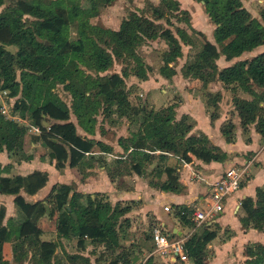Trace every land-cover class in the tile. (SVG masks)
Listing matches in <instances>:
<instances>
[{"label": "crops", "instance_id": "obj_1", "mask_svg": "<svg viewBox=\"0 0 264 264\" xmlns=\"http://www.w3.org/2000/svg\"><path fill=\"white\" fill-rule=\"evenodd\" d=\"M160 1L151 0L156 6ZM176 1L179 8L187 11L189 16V23L187 22L185 26L177 24V27L183 28L188 34L190 30L199 31L207 40L218 46L213 34L215 23L211 21L206 11L210 1ZM232 1L235 4L239 3L238 6L245 7L253 17L264 24L260 11L255 7V4L261 0ZM170 19L174 22L173 17ZM120 23L113 24L112 29H118ZM166 28L171 29L179 39L181 55L176 57V61H180L176 65L175 60L168 63L173 69L170 72L158 73L151 65V68L148 67L147 77L139 78L134 74L133 80L138 86L139 94H143L150 103H155L156 108L166 106L172 102L170 99L175 94L178 95L179 100L173 106L174 120H179L185 115L190 124L183 138L191 136L195 141V147L201 150L211 148L214 152L218 151L224 155L206 160L188 150V158H185L180 150L149 145L151 140L142 131V126L131 131L128 121L125 132L111 137L96 125L95 119L80 123L77 115L70 109V115L72 113L77 118L73 119L69 116L67 120L74 123L77 133L94 141L99 140L101 143L85 152L75 165L71 166L67 159L63 166L57 167L55 159L49 156L50 147L44 142L42 129L33 123L31 114L21 115L14 111L13 103L17 95L8 94V97H5L7 106L13 102L12 108L6 113L1 111L0 113L12 123V126L26 127L27 132L20 152L16 153L5 147L0 150L1 175H26L34 170L47 174L45 184L37 191L29 193L21 187L18 194H21L28 203L42 202L45 207V211L37 220L36 228L39 229L37 235L39 240L52 241L56 245L50 264H82L80 259H70L69 256L72 254L87 258L88 264H106L111 257H114L112 261L118 259L120 264L123 253L131 257L132 263L145 259L158 264L156 260L161 257V264H178V262L191 264L192 260L189 256L183 262L172 254H160L150 238L149 231L152 225L161 222L170 232L171 237L185 240L196 226L181 220L178 210L182 206L192 210L206 206L210 184L217 180L229 166L240 164L247 165L246 175L239 188L226 199L223 211L210 223V225L213 223L212 228L216 229V235L206 244L202 259L205 264H242L246 259L247 245L255 242L264 243V229L244 226L240 219L243 214L241 200L250 197L255 203L257 188L264 189V135L256 129L255 121L243 124L238 110L233 109V113H230L227 109L232 108L227 106L222 109L218 107L215 110L216 105L208 103L205 97L210 93L209 91L215 89L214 91L220 95L225 94L226 84L217 77L218 71L215 78L209 79L204 85L199 77H195L191 72L182 71L188 56L184 49H188L186 46L191 47V43L183 42L171 25L166 24ZM262 51H264V43L229 59L220 52L215 58V64L220 70L237 60H242L244 57H246L244 59L250 58ZM143 60L146 65L149 63ZM191 79L192 83L189 84ZM163 82H165L164 86H162ZM199 89H204L206 92ZM245 98L248 99V97ZM160 100L162 103H159ZM219 101L217 100V103ZM123 115L124 113L119 117ZM91 122L95 123L91 124ZM225 122L233 124L231 140L227 139L222 132ZM47 123L50 122L47 121ZM35 126H38L39 130H35ZM132 133L144 139V145L142 144L141 148H134L124 140ZM120 138H123V142L119 140ZM52 140L56 141L54 138ZM213 146L217 149L214 150ZM170 174L176 177L174 184L177 188L163 189L161 185L167 182ZM60 184L70 187L69 197L73 191H76L83 194L80 201H84L87 194H90L91 197L97 196L110 204L112 214L107 224L115 229L116 244L86 237L84 244L78 246L76 236H63L58 233L57 213L50 215L52 204L47 201V196L53 186ZM16 195L17 193L0 191V209L3 208V213L0 215V227L16 228L21 222L19 220L22 219L23 214L15 204ZM101 196H104V199ZM165 205L169 208L165 209ZM189 218L193 220L192 215ZM29 235L31 237L26 238L21 244L23 250L21 246L15 248L16 251L13 250V246L21 240L20 237L16 238L14 231L8 239L2 241V258L6 260L2 264H41L36 257V238L33 233ZM28 239L31 242L26 241Z\"/></svg>", "mask_w": 264, "mask_h": 264}, {"label": "trees", "instance_id": "obj_2", "mask_svg": "<svg viewBox=\"0 0 264 264\" xmlns=\"http://www.w3.org/2000/svg\"><path fill=\"white\" fill-rule=\"evenodd\" d=\"M208 1H210V5L206 11L211 21L215 23L213 34L218 46L207 40L201 32L192 30L203 37V43L196 52L194 59L190 60L189 63L203 66L204 69L196 68L191 73L195 77H199L204 85L209 79L215 78L218 71L217 77L225 84L237 81L255 96L256 92L252 91L250 82L264 88V51L256 53L250 58L238 60L220 70L215 64V58L221 52L229 59L264 43V24L258 18L253 17L245 7L236 6L232 1L227 0L222 3L218 0ZM162 3H165L166 8L170 11L181 10L176 0H161L159 5L150 7L158 18L165 16L159 8ZM1 4H3V0H0ZM25 15L33 16L34 19L28 23L24 19ZM260 15L264 21V8L260 10ZM68 25L64 0H11L7 6L0 10L1 86L9 89L10 95H17L13 109L19 110L21 115L31 114L33 123L40 126L41 133L45 137L44 142L50 147L49 156L55 159L57 167L63 166L67 159H69L71 166L75 165L85 152L90 151L94 145H100L99 140L94 141L79 135L74 123L67 120L70 116V109L77 115L80 123L85 120H94L95 117L92 114L96 112V107L85 102V98L88 99L85 94L88 90L87 88H76L78 84L75 88L73 87L78 91V98L71 104V108L57 92L50 90L44 95H39L37 88L47 84L50 80L63 83L71 78L74 81L72 76L79 64L90 66L97 71L106 70L111 65L112 53L99 44L93 30L106 33L109 40L116 45L118 55L126 52L133 58L135 66H133L132 72L139 78H145L147 75V65L136 50L144 38L159 35L166 39L168 49L163 55L166 67H168L169 61L181 55V44L171 29H160L159 24L154 19L134 11L122 19L118 29L80 23L77 36L70 38ZM176 32L183 42H191L190 35L183 28L176 27ZM44 43L55 47L56 51L53 53L40 52L39 48ZM11 44L17 47L16 51L12 52L5 47V45ZM17 69H19V75L16 74ZM168 69L169 72L173 71L171 67ZM128 71L123 70L122 75L117 73L114 75L116 79L112 87H117L115 92L109 90L110 88L105 92L107 96L113 93L112 97L116 96V98L111 99H117L118 104L127 102L126 105L119 106L120 114L129 112L134 115L133 119L137 121L139 116L135 117V113L141 114L145 107L139 106L130 112L134 107L131 108L128 105L127 96L123 90L125 85L123 76H127ZM108 79L110 80V76L105 77L103 83L107 82ZM92 81L95 83L94 80ZM98 82L99 84L102 83L101 78L96 84ZM216 95L219 96L220 94L217 92ZM238 100L242 104L237 101L236 107L243 124L255 121L256 129L264 135V115L259 116L256 113L252 99L240 98ZM173 106V104L168 105L159 112L152 111V114L146 115V119L141 120V122L144 120L142 131L151 140L150 145L175 151L180 150L185 158H188V150L206 160L224 155L218 151L214 152L211 148L201 150L195 147V141L191 136L184 139L190 124L185 115L179 120H174ZM48 118L54 120L48 124L49 130L43 124V121H48ZM232 129L233 124L231 122H225L222 126V132L229 140L233 135ZM26 132V127L12 126V123L0 113V150L5 147L7 150L16 153L20 152L23 149ZM119 140L123 142V138ZM124 140L134 148L139 149L142 144L144 145V139H140L135 133L124 138ZM212 148L217 149L214 146ZM1 173L2 168L0 167V191L17 193L14 201L23 217L19 220L21 222L16 228L0 227V264L6 262L2 258V241L8 239L13 231L16 233V238H21L13 246L14 251H16L15 248L21 246L26 238L31 237L30 233H33L37 243V248H35L37 249V260L41 264H50L56 245L52 241L39 240L37 238L39 229L36 228L37 220L45 211V207L42 202L28 203L21 194H18L21 187L29 193L37 191L45 184L47 174L39 170H34L26 175L3 176ZM174 183H176V177L170 174L167 182L162 183L161 187L163 189H176L177 186ZM69 191L68 185L60 184L53 186L47 196V201L52 204L50 215L57 213L58 233L63 236H76L78 246L84 244L86 237L116 244L115 229L107 224L112 214L110 204L97 196L91 197L90 194H87L84 201H80L83 194L73 191L69 197ZM241 208L243 214L240 219L244 226L264 229L263 188H257L255 203L250 197L243 198ZM2 213L3 208L0 209V215ZM177 213L181 220L194 224V221L189 218L193 213L192 209L182 206ZM212 224L196 227L184 241V248L193 264H205L202 253L208 241L216 235V229L212 228ZM201 229L202 231H200ZM26 241L31 242L29 239ZM245 255L244 264H264V243L255 242L247 245ZM69 258L72 260L80 259L82 264H88V259L78 254H72ZM120 259V264H133L131 257L126 253H123ZM149 262L148 260L147 263L149 264ZM112 263L118 264V259Z\"/></svg>", "mask_w": 264, "mask_h": 264}, {"label": "rangeland", "instance_id": "obj_3", "mask_svg": "<svg viewBox=\"0 0 264 264\" xmlns=\"http://www.w3.org/2000/svg\"><path fill=\"white\" fill-rule=\"evenodd\" d=\"M10 1L11 0H3V4L0 5V10L3 7L7 6ZM64 2H65L68 21H69L68 34L70 38H75L77 36V29L80 23H87L95 26L103 25L112 28L113 24L115 25L121 22L123 18L128 17L131 11L137 12L151 19H154L159 24L160 29L166 28V24H169L172 26V29L176 31L177 24H183L185 26V24L188 22L189 19L187 11L183 9H181L180 11H170L169 9H167L165 6V3L167 4L166 1L165 3H162V5H160L159 7L161 8V10L164 12L165 15L164 17H162V19L158 18L156 14L154 15V13L152 12L150 7L153 5V3L151 2V0H64ZM235 5L238 6L239 3ZM255 7L256 10L258 11L264 8V0H261V2L256 3ZM171 17H173L174 22L171 21L170 19ZM24 19L26 20V22L29 23L31 20L34 19V17L30 15H25ZM189 32L192 43L190 42L191 47L186 46V48L188 49L187 50L184 49V52L186 51L188 56H187V61H185L186 62L185 66H182V71L184 70L185 72H193L196 68L203 70L204 69L203 66H199L197 64L193 65L189 63L190 60L194 59L196 52H198V50L201 48L203 43V37L199 34L194 33V31L192 30H190ZM93 33L99 44L105 49H107L110 53H112L113 57H112L111 65L106 70L97 71L90 66L79 64L72 76L75 82L72 81L71 78L67 79L63 83L50 80L47 84L40 85L37 88V93L39 95H44V93H47L50 90L55 91L68 105H70L71 108V104L74 102V100L78 98V91L74 89L75 86L78 84L76 88L79 89L87 88L88 91H86L85 94L88 96V99L85 98L86 100L85 102H87L93 107H96V112L92 114L95 117L96 125L99 126V128H102V130H104L105 133H107V135L111 137L116 136L121 132H125L127 128L126 127L127 121L129 124L128 126L132 131V129H136L142 126L144 120L142 122L141 120L145 118L146 115L152 114V111L159 112L165 109L166 106L171 104L174 105L175 103H177V101L179 100V96L175 94L173 98L170 99V101H172L171 103H168L166 106H159L158 108H156L155 103L153 102L150 103L148 99L144 97L143 94L140 95L139 89L137 88L138 86L133 80L134 73L132 72V70H134L133 66H135V63L132 60L133 58L130 57L126 52H122V54L118 55V51L116 52V45L109 40L108 35L106 33L97 32L96 30H93ZM158 36L151 37L148 40L144 38V41L136 47V50L143 59L149 62L148 63L149 66L147 64V70L148 67L151 68L152 65V68L154 67V69L158 73L159 72L165 73V71L166 72L169 71L168 68H170V65L168 63L171 62L169 61L167 63L168 67H166L164 62L162 61L164 60L162 58L164 52L168 49V45L165 38H162L161 36H159L160 37L159 38ZM5 47L12 52L17 50V47L12 44L5 45ZM39 51L46 53H53L56 51V49L50 44L44 43L39 48ZM242 56H246V55H242ZM244 58H242V60ZM174 60L176 61V58ZM179 61L180 60H177L175 62V65ZM123 70L126 71L129 70L128 71L129 74L127 76H124L125 85L123 90L125 95L127 96L126 100H128V105L131 108L134 107V109L133 110L131 109L130 112L134 111L139 106L142 105L145 106V110H142L144 112H142L139 115H137L138 113H135V117L139 116L137 121L133 119L134 115H131L129 112L128 113L123 112L124 113L123 117H119L120 116L119 106L126 105L127 102H121L118 104L116 101L117 99H111V98H116V96L112 97L114 95L113 93H112L113 95L110 94V96L109 95L107 96L106 93L107 92L106 90H108L109 88H110L109 90L115 92L117 87L116 86L112 87L114 86V80L116 79L114 75L116 73L119 75L122 74ZM16 74L19 75V69L16 70ZM109 76H110V80L108 79L107 82L103 83L104 78ZM99 78H101L103 85H101L102 83L99 84V82L96 84ZM92 80H94L95 83H93ZM189 82H190L189 84H191L192 79L189 80ZM71 83L73 86L71 85ZM164 84L165 82L162 83V86H164ZM250 86L252 91L256 92L255 96L251 92L247 91L242 86L241 83L234 81L226 84L225 94L223 93L222 95L217 96L215 93L217 91H214L215 90L214 89L213 91H209L210 93H208L207 97L205 98L208 99V103H210L211 105H216L215 110L218 107L219 109H222L224 106L225 108L227 106L228 108H232V109H227L229 110L228 112L233 113V109L237 110L236 104L240 102L238 99L248 97V99H252L256 113L259 116H263L264 100H262V98H264V88L258 86L253 82H250ZM122 87L123 85L121 86V88ZM199 90L206 92L204 91V89H199ZM217 100H220L219 103H217ZM1 102L2 101L0 99V103ZM159 103H162V101L160 100ZM220 103L222 106L220 105ZM240 104L242 103L240 102ZM14 111L19 114V110L18 111L14 110ZM75 116L76 115L71 113L70 118L73 119L77 118ZM31 120L33 119L31 118ZM48 121H50L51 123L54 120L48 118ZM95 122H91V124ZM44 126H46L47 130H49L48 123L44 124ZM101 198L104 199V196H101ZM159 252L160 254H164L161 251ZM112 258L114 257H111L110 261H108L106 264H114L112 263L113 262ZM145 261H146L145 259H139L138 262H133V264H147V261L146 262ZM156 261L158 262V264H161L162 263L161 257H158ZM151 263L156 264L155 261L150 260L149 264ZM178 264L181 263L178 262ZM191 264H193L192 261Z\"/></svg>", "mask_w": 264, "mask_h": 264}, {"label": "built area", "instance_id": "obj_4", "mask_svg": "<svg viewBox=\"0 0 264 264\" xmlns=\"http://www.w3.org/2000/svg\"><path fill=\"white\" fill-rule=\"evenodd\" d=\"M2 77L0 74V99L2 113H6L8 109L12 108V103L9 106L6 105L5 97H8L9 89L2 87ZM12 99V98H7ZM35 130H39L38 126L34 127ZM247 165H231L223 174L210 184L209 192L207 194V203L205 207L195 208L192 213V219L196 227H200L204 224H210L215 216L223 211L224 204L228 196L234 193L240 186L247 172ZM165 209L169 206L165 205ZM150 238L154 243L157 250L162 253H169L178 257L183 262L188 258V254L184 248L183 238H173L170 232L164 227L161 222H157L152 225L150 231Z\"/></svg>", "mask_w": 264, "mask_h": 264}, {"label": "water", "instance_id": "obj_5", "mask_svg": "<svg viewBox=\"0 0 264 264\" xmlns=\"http://www.w3.org/2000/svg\"><path fill=\"white\" fill-rule=\"evenodd\" d=\"M46 123H47V121H44V124H46ZM46 208H47V205H46ZM72 214H73V216H75L74 213H72ZM200 231H202V229Z\"/></svg>", "mask_w": 264, "mask_h": 264}]
</instances>
